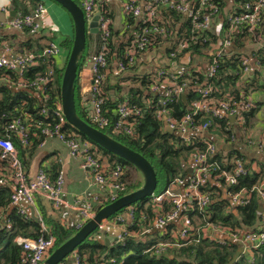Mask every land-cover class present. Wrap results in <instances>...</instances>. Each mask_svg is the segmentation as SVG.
I'll return each mask as SVG.
<instances>
[{"label":"built area","instance_id":"obj_1","mask_svg":"<svg viewBox=\"0 0 264 264\" xmlns=\"http://www.w3.org/2000/svg\"><path fill=\"white\" fill-rule=\"evenodd\" d=\"M85 18L89 23L97 12L99 13V36L96 51L92 56L86 55L80 61L77 82L80 94L86 97L89 113L94 122L100 126H112L115 132L133 134V123L141 116V111L131 106L128 100L118 104V120L112 123L104 112L105 99L102 95V84L106 79L108 58L107 48L111 38V23L113 19L108 11H102V6L110 4L114 0H81ZM122 4L124 15L134 18H143L144 26L134 31L124 49L125 61L119 60L116 66L119 71H124L126 65L133 64L143 57L145 50L152 44L154 35L163 36L168 32L164 23L155 21L164 10H174L188 19L194 30L200 32L202 38L204 32L213 31L212 21L220 15V3L214 0H115ZM230 13L226 19H222L219 32V41L210 52V58L204 64V76L211 80L217 72L223 55L233 45V39L248 33L252 38H259L264 34V0H225ZM229 1V4H228ZM224 8V7H223ZM12 6H2L6 22L12 30L23 32L27 30L31 35L39 34L43 27V20L48 13L46 1H41L28 14L16 13L7 20ZM226 23V24H225ZM148 24V25H147ZM225 24V25H224ZM216 32V31H215ZM259 36V37H258ZM198 34H190L189 39L195 40ZM245 36L242 35L241 38ZM257 47L264 52V43L259 39L254 40ZM175 49L168 57L173 58L179 52L189 47L186 37L176 40ZM257 49V48H256ZM59 42L52 40L41 53L25 52L17 53L10 57L0 53V68L15 72L17 79L0 77V82L9 84L18 89L33 88L38 91L41 102V112L47 116L46 122L21 116L12 118L4 126V136H0V159L5 163L0 167V184L7 185L10 189L11 199L7 209L0 210V222L7 221L8 211L13 208L25 218L32 217L31 208L36 207L38 195L46 197L55 208H60L64 201L62 198L65 188V172L61 168L55 178L43 169L30 177L25 169V164L14 144L12 135L19 137L24 145L30 143V137L34 128L40 130L42 140L40 146H44L48 138H56L62 142L69 152V157L77 160L80 166L91 178L92 184L104 189L103 197L92 200L86 197L78 198L71 205L79 212V219L75 224L77 230L81 229L97 213V206H104L106 201H115L124 195L126 185L123 181L124 168L120 164L110 168L106 160H101L93 152L89 141H83L64 130L67 119L62 109V99L53 100L52 108L48 105L52 96L47 88L54 79V67L49 65L31 80L24 79L25 72L31 66L41 65L43 62H54L60 53ZM237 66L231 70L235 76L246 77L264 68V59H257L253 52L242 51L238 55ZM199 59V58H198ZM57 65V64H56ZM61 68V67H60ZM150 83L147 92L155 96L156 103L154 113L162 121L163 128L168 127L182 141L196 144V149L191 152L184 175L175 177L171 184L161 193L152 195L151 202L158 207L152 220L145 215L135 219L134 208H124L118 214L112 215L101 221L98 230L101 238H111L109 246L117 242L133 239L142 243L149 240L153 228L161 229V235L167 238L159 239L145 251L161 254L167 251L188 248L191 245L202 246L206 242H215L224 245L227 242L235 243L242 249L264 247V179L260 184L253 186V191L263 204V209L257 213L261 215V226L254 231H230L228 228L215 224L200 215L212 203L209 188L219 186L225 193L224 197L231 205H245L250 201L251 193L244 188L233 190L239 184V180L247 173V165L242 159L233 158L222 160L223 165L213 159L218 153L219 144H224L226 153L236 147L242 152L244 148L237 145V139L246 128L245 114L251 111L254 92L248 97L241 96L238 100H217L213 98L212 85L206 83H192L191 68L183 67L178 71L157 65L150 70ZM186 90L194 91V98L188 107V111L176 118L169 114L167 102H178L186 94ZM250 93V92H249ZM250 95V96H249ZM51 111V112H50ZM199 114H210L213 117H224V130H216L218 124L211 126L209 120L196 119ZM231 117L233 119H231ZM224 132L226 138L218 137ZM247 148H255L262 151L263 144L256 136L247 137ZM26 200L27 205H22ZM169 205V210L163 211V204ZM160 210V211H159ZM40 217V215H39ZM41 234L38 237L17 236L15 241L23 248L22 264H42L45 257L49 256L55 244V237L40 217ZM171 225L167 231L166 228ZM103 240V239H102ZM104 242V241H103ZM59 264H83V257L76 248L67 258ZM100 264H107L102 262Z\"/></svg>","mask_w":264,"mask_h":264},{"label":"trees","instance_id":"obj_2","mask_svg":"<svg viewBox=\"0 0 264 264\" xmlns=\"http://www.w3.org/2000/svg\"><path fill=\"white\" fill-rule=\"evenodd\" d=\"M41 1L43 0H12V8L16 13L28 14ZM75 1L82 7L81 0ZM214 1L220 3L219 5L222 7L220 11L221 18L225 20L232 13L231 7L226 9L228 5L226 6L227 2L225 0ZM223 7L225 10H223ZM101 9L102 11H108V15L113 19L114 15L112 10H110V4L103 5ZM124 16L125 22L129 26L127 27V31L132 29L128 35L126 33L120 34L119 31L114 29L113 23H111V38L106 50L108 68L106 79L102 84V95L105 99L103 109L111 122L115 123L118 120L116 110L121 101L128 100L131 106L139 108L141 116L133 123V134L127 135L123 132H115L112 129L113 127L109 125L105 127L98 126L90 116L89 107L86 105L88 100L80 94L77 80L75 82L76 108L82 119L140 153L149 161L156 174L157 185L154 194H157L163 192L175 177L184 175L189 155L196 149L197 145L186 143L175 133L165 131L162 121L155 116L154 107L156 98L147 92L150 83V69L143 68L144 66L142 67V64L139 65V61L136 60L133 64L126 65L124 71L118 70L116 62L119 60L125 61L124 49L133 32L146 24L143 18L134 19L126 15ZM160 22L165 24L169 33L163 36L154 35L152 44L145 50L147 52L155 48V51L158 53L156 59L157 65L171 68L174 63H177L181 67L191 68L192 83L202 84L209 81L212 85L211 95L217 100H238L241 96L248 97L247 95L251 94L252 91L261 93L259 97H253L251 111L245 114L246 128L237 139V145H242L244 151L242 152L234 147L226 153L224 144H219L218 153L213 157L220 165H223L222 160H229L231 158L234 160L242 159L246 163L247 173L240 178L239 184L233 190L236 191L244 188L246 192L251 193L250 201L245 205H231L224 197L225 193L222 189L219 186L212 185L209 191L211 192L210 195L213 201L200 214L205 221L222 225L230 231H254L261 226V215L257 213L260 200L251 189L256 184H260L264 179V158L255 157L251 151L247 152L245 145H247V137L250 136L253 128L254 117L257 118L258 112L264 108V68L246 77L235 76L231 73V70L237 66L235 55L245 51V48L252 47L248 52L252 51L257 59L262 60L264 59L263 49L256 45L252 46L251 44L246 45L245 42L242 43L240 40L242 35L249 37L251 43H255L254 38L249 36L248 33L234 38L233 45L223 55L215 76L211 80H207L204 76V64L210 58V52L219 41L221 33L219 31L204 32L202 38L200 32L192 28L190 21L174 10H164L155 21L157 24H160ZM44 31L43 29L39 34L31 35L27 30H24L23 32L26 37L21 38V41L17 43V53H41L50 41L56 40L55 34H44ZM190 34H198L199 37L195 40H190ZM89 36L90 34H87V45L82 59L89 52V42L91 41H89ZM182 36L188 39L189 47L176 54L175 57L169 58V53L175 49L176 40ZM4 39L5 37L2 36L0 41ZM259 40L264 43V34H261ZM60 45L68 50V60L73 46V38L62 39ZM186 55H188L187 62L179 64L180 59ZM195 57L199 59L193 65L192 60ZM67 60L61 68L54 62H43L41 65L29 67L25 72L24 79L31 80L38 73L43 72L49 65L54 67V79L47 88V92L52 96V100L48 104L51 108L53 100L61 99V85ZM150 67L152 68L153 64H150L148 68ZM2 76L17 79L15 72L5 68H0V77ZM194 98H196L195 92L186 90L184 100L167 102L169 114L176 118L181 117L188 111L189 104ZM41 107L40 97L38 96V91L35 89H18L0 82V136L5 135L3 130L7 121L18 116L30 118L33 121L40 120L46 122L49 115L43 114ZM196 119L202 121L209 120L212 127L218 124L216 133H218V130H224V117L199 114ZM64 130L66 133L72 134L80 140L89 141L95 156L101 160H106L110 168L115 167V164L123 166V181L126 185L124 194L142 185V176L131 163L118 155L108 152L68 122L65 124ZM218 137L228 139V137H225L224 132L220 133ZM12 139L21 159L26 163L36 153L42 136L40 130L34 128L28 145H24L19 137L14 134L12 135ZM3 165L5 163L0 159V167ZM58 171L59 168L56 166L54 172L57 173ZM54 176L52 177L54 178ZM10 199L11 193L9 187L0 184V210L8 208ZM110 202L106 201L105 205ZM39 203H41V200H39ZM131 207L134 208L136 220L141 215H145L148 220H152L156 210H158V207L151 202V197L143 198L133 203ZM98 208H101V205L97 206ZM167 210H169V205L164 203L163 211ZM7 219L5 223L0 222V264H22L23 248L17 244L15 238L19 235L38 237L46 233L41 231V222L36 221L33 217L25 218L13 208L8 211ZM41 220L55 237V244L51 252L78 231L75 227H67L59 220L49 218L44 210ZM170 228L171 225H168L166 230L168 231ZM160 234L161 232L152 231L146 243L127 239L124 242H117L112 246H106L100 236V231L96 230L77 249L83 257V264H100L102 262L107 264H230V260L238 249V245L232 242H227L224 245L206 242L202 246L200 244L191 245L188 248L169 250L161 254L146 252L145 250L154 244V242H157L161 238H167L168 234L165 233V235L161 236ZM251 249L253 251L252 255L247 251L245 253L240 252L233 264H264V247Z\"/></svg>","mask_w":264,"mask_h":264},{"label":"crops","instance_id":"obj_3","mask_svg":"<svg viewBox=\"0 0 264 264\" xmlns=\"http://www.w3.org/2000/svg\"><path fill=\"white\" fill-rule=\"evenodd\" d=\"M44 1H46L48 7V13L43 20V29L45 30L44 34H55V41L59 42V44L62 39L73 38L74 25L69 13L60 4H56L55 2L50 0ZM2 6L11 7L12 0H0V9ZM227 8L228 6L226 7V9ZM110 10H112V13L114 15L112 21L114 29L119 31L120 34L126 33V35H128L132 29H130V31H127V27L129 26H127V23L125 22L122 4L119 1L114 0L110 2ZM223 10L225 9L223 8ZM0 13V38L2 36L5 37L4 40L0 41V53L12 57L17 54V43L21 41V38H25L26 36L24 32L12 30L9 27L8 23H4L6 22V16L1 10ZM221 21V14L213 19V31H219ZM242 39L243 38H241L240 40ZM97 43L98 38L96 40V43L94 44L93 37L91 36L88 56H92L95 53ZM248 48L249 47L245 48L244 50L248 52L252 49V47H250L249 49ZM157 55L158 53L157 51H155V48L148 50L147 52H145L143 57L138 59L139 65L142 64L141 66H144L143 68H146L148 70L151 69V67L147 68L150 66V64H153V67H156V59L158 57ZM67 56L68 50L61 46L60 53L56 56V64L58 67L64 66L67 60ZM187 60L188 55L182 57L179 64H184L187 62ZM197 61L198 58L195 57L192 60L193 65H195ZM142 67L140 68L142 69ZM181 68L183 67L177 65V63H174L170 69L173 71H178ZM254 94V98H257L261 93L254 92ZM263 112L264 108L259 111L258 115H262ZM255 131L258 137L257 139L264 142V134L260 132V129L257 128ZM248 151H251L254 156L259 158L260 151H255L253 148H247V152ZM24 164L26 172L30 177H33L41 168L45 169L51 178H53L52 176L54 175V178L56 177L57 173L54 172V168L56 166L59 169L63 168L65 172V188L62 195L64 201L63 205L60 208H55L46 197L38 195L36 198L37 206L35 207V211L38 216L40 215V217L42 216L44 210L49 218L57 219L67 227H75V224L77 223L80 216L77 209L71 206L74 201L81 197L100 201V199L103 197L105 190L92 184L91 178L88 177L87 172L80 166L79 161L71 159L69 157L68 148L56 138H48L44 146L39 145L36 153L31 158H29L26 163L24 162ZM39 200H41V203H39ZM22 205H27L26 200H23ZM5 222L6 220L4 219L1 223ZM153 231L160 233L161 229H157L154 227ZM246 251V249H242V252L245 253Z\"/></svg>","mask_w":264,"mask_h":264},{"label":"water","instance_id":"obj_4","mask_svg":"<svg viewBox=\"0 0 264 264\" xmlns=\"http://www.w3.org/2000/svg\"><path fill=\"white\" fill-rule=\"evenodd\" d=\"M54 1L60 4L69 13L74 25L73 46L65 66L61 85L62 109L67 122L108 152L118 155L131 163L141 174L143 182L139 188L126 193L117 200L99 208L93 219H90L72 237L55 248L42 264H59L62 262L73 250L78 248L81 243L98 230L99 224L102 220L109 218L143 198L152 197L157 185L155 171L143 155L82 119L76 108L75 82L77 80L78 68L87 45V34H90L93 37L94 44L99 36L98 22L100 12H97L93 19L88 23L83 8L75 0ZM15 15L16 11L12 9L7 20H11ZM182 99H185V95L182 96ZM231 119L233 118L231 117ZM164 130L169 133L173 132L168 127H164ZM262 209L263 204L259 202L258 212ZM31 212L32 217L36 221H40V217L36 214L34 207L31 208ZM102 239L106 246H109L112 240L107 237ZM240 252H242L241 246L238 247L236 253L230 260V264H233L237 260Z\"/></svg>","mask_w":264,"mask_h":264},{"label":"rangeland","instance_id":"obj_5","mask_svg":"<svg viewBox=\"0 0 264 264\" xmlns=\"http://www.w3.org/2000/svg\"><path fill=\"white\" fill-rule=\"evenodd\" d=\"M51 1V0H50ZM53 1V0H52ZM54 2V1H53ZM56 3V2H55ZM56 4H58V3H56ZM259 38H254V40H258ZM91 40V35L89 36V41ZM242 41V43L243 42H245V44L247 45H249V44H251L252 46L254 45L253 43H251V39L249 38V37H247V36H245L244 38H243V40H241ZM91 42V41H90ZM90 42H89V44H90ZM148 68V67H147ZM126 73V72H125ZM124 73V74H125ZM259 113V112H258ZM261 116V117H260ZM260 124V125H259ZM257 128H259L260 129V132H262L263 134H264V112H263V114L262 115H258L257 114V118L256 117H254V121H253V128H252V136H256V139L258 138L257 137V134H256V129ZM259 142L260 143H262L263 144V150L260 152V154H259V158H264V142H262V141H260L259 140ZM254 150L256 151V147L254 148ZM256 157V156H255ZM140 174V173H139ZM247 252L250 254V255H252V253H253V251H252V249L251 248H248L247 249ZM47 258V256L45 257V259Z\"/></svg>","mask_w":264,"mask_h":264}]
</instances>
